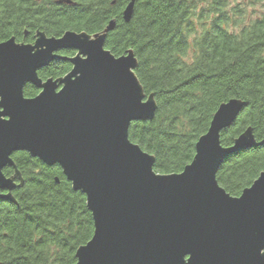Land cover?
I'll return each instance as SVG.
<instances>
[{
    "label": "water",
    "instance_id": "95a60500",
    "mask_svg": "<svg viewBox=\"0 0 264 264\" xmlns=\"http://www.w3.org/2000/svg\"><path fill=\"white\" fill-rule=\"evenodd\" d=\"M134 2L122 12L124 23ZM114 29L112 20L92 36L37 32L32 44L0 43V199L15 203L11 193L22 179L12 156L26 153L57 166L85 197L93 234L74 264H264V172L238 197L216 181L230 155L264 146L250 129L229 147L220 143L245 104L231 99L218 107L181 173H155L153 156L130 142L128 130L152 120L156 104L134 74V54L105 49ZM63 51L75 52L66 59L70 71L42 81L38 71ZM26 85L38 94L25 98ZM6 168L14 174L6 177Z\"/></svg>",
    "mask_w": 264,
    "mask_h": 264
},
{
    "label": "trees",
    "instance_id": "16d2710c",
    "mask_svg": "<svg viewBox=\"0 0 264 264\" xmlns=\"http://www.w3.org/2000/svg\"><path fill=\"white\" fill-rule=\"evenodd\" d=\"M0 0V43L10 38L32 44L37 32L58 38L65 32L95 35L108 22L105 40L114 57L131 51L134 74L156 112L132 123L130 142L154 158L160 175L179 174L218 107L231 99L245 106L221 132L229 147L250 129L264 141V0H135L129 23L122 12L130 0ZM38 72L43 81L66 75L63 52ZM38 94L32 86L25 98ZM12 160L22 184L0 199V264H74L75 251L93 234L85 197L74 192L57 166L46 167L26 153ZM264 172V146L230 155L216 174L218 185L238 197ZM6 177L13 170H3Z\"/></svg>",
    "mask_w": 264,
    "mask_h": 264
},
{
    "label": "flooded vegetation",
    "instance_id": "af4514ba",
    "mask_svg": "<svg viewBox=\"0 0 264 264\" xmlns=\"http://www.w3.org/2000/svg\"><path fill=\"white\" fill-rule=\"evenodd\" d=\"M33 42H34V41H33ZM63 52H65V51H63ZM63 52H60V53H58L57 55H58V56H61L60 54L63 53ZM67 52H73V51H67ZM73 53H74V55H75V52H73ZM74 55H73V56H74ZM73 56H71V57H69V58H72ZM40 71H41V70H40ZM38 72H39V71H38ZM37 75H38V73H37ZM62 77H63V76H62ZM59 78H61V77H59ZM56 79H58V78H56ZM41 80H42V79H41ZM54 80H55V79H54ZM42 81H43V80H42ZM13 174H14V172H13ZM11 176H12V175H11ZM16 185H17V187L20 186V184H19L18 181L16 182ZM17 187H16V188H17ZM16 188H15V189H16ZM15 189H14V190H15Z\"/></svg>",
    "mask_w": 264,
    "mask_h": 264
}]
</instances>
